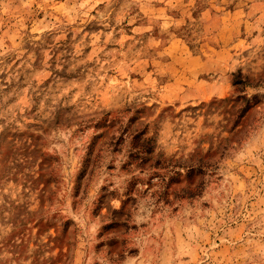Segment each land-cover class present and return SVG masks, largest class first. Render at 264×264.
<instances>
[{
	"label": "rangeland",
	"instance_id": "obj_1",
	"mask_svg": "<svg viewBox=\"0 0 264 264\" xmlns=\"http://www.w3.org/2000/svg\"><path fill=\"white\" fill-rule=\"evenodd\" d=\"M0 264H264V0H0Z\"/></svg>",
	"mask_w": 264,
	"mask_h": 264
}]
</instances>
